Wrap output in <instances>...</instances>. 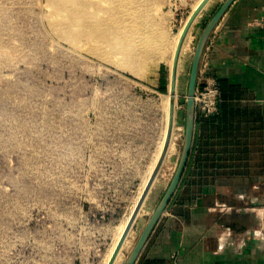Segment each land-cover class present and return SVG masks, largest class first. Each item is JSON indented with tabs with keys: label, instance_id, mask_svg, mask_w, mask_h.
Returning a JSON list of instances; mask_svg holds the SVG:
<instances>
[{
	"label": "rangeland",
	"instance_id": "374dc122",
	"mask_svg": "<svg viewBox=\"0 0 264 264\" xmlns=\"http://www.w3.org/2000/svg\"><path fill=\"white\" fill-rule=\"evenodd\" d=\"M95 1L86 28L52 0H0V264H104L164 155L125 264L180 165L194 56L227 0ZM262 175V209L236 195L223 219L254 224L264 249Z\"/></svg>",
	"mask_w": 264,
	"mask_h": 264
},
{
	"label": "crops",
	"instance_id": "0c3cea01",
	"mask_svg": "<svg viewBox=\"0 0 264 264\" xmlns=\"http://www.w3.org/2000/svg\"><path fill=\"white\" fill-rule=\"evenodd\" d=\"M200 61L197 86L215 81L221 102L208 117L196 114L182 179L136 264H264L255 225L223 219L236 195L262 209L264 0H234Z\"/></svg>",
	"mask_w": 264,
	"mask_h": 264
},
{
	"label": "water",
	"instance_id": "95a60500",
	"mask_svg": "<svg viewBox=\"0 0 264 264\" xmlns=\"http://www.w3.org/2000/svg\"><path fill=\"white\" fill-rule=\"evenodd\" d=\"M234 0H227L222 7L219 9V11L216 13V15L211 19V21L209 22V24L206 26V28L204 29L201 38L199 39V43L197 46V50L194 56V60H193V68H192V73H191V77H190V87H189V93H190V99H189V103H188V110H187V132H186V140H185V147H184V151H183V155L181 158V162L180 165L178 167V170L176 172V175L174 177V180L172 182V185L170 186V188L168 189L167 193L165 194L164 198L162 199L160 205L158 206L155 214L153 215V217L151 218L150 222L148 223L136 249L134 250V252L132 253L131 257L129 258V260L125 263V264H136V261L138 259V256L143 248V246L145 245L150 232L152 231L155 223L157 222L158 218L160 217V215L162 214V212L164 211V209L166 208V206L169 204L171 198L173 197L174 193L176 192L180 181L182 179V175L184 173L185 167L187 165L188 162V158H189V154H190V149L192 147V142H193V133H194V124H195V111H196V107H195V102H194V95L196 92V86H197V77H198V69H199V64H200V60H201V56H202V52L204 49V46L207 42V39L210 35V33L212 32L213 28L215 27L216 23L218 22V20L220 19V17L223 15V13L227 10V8L230 6V4L233 2ZM207 2V0H205V2L203 3V5ZM179 51L177 52V57H178ZM173 89L175 87V77L173 79ZM193 96V98H192ZM164 159V155H162L161 159L159 160L158 164L156 165V167L154 168L149 181L143 191V194L141 195L129 221L128 224L113 252V255L109 261L108 264H114L118 255L120 254V251L126 241V238L130 232V230L132 229L135 220L138 217V214L154 184V181L156 179V176L158 174L160 165L162 164Z\"/></svg>",
	"mask_w": 264,
	"mask_h": 264
},
{
	"label": "bare ground",
	"instance_id": "6f19581e",
	"mask_svg": "<svg viewBox=\"0 0 264 264\" xmlns=\"http://www.w3.org/2000/svg\"><path fill=\"white\" fill-rule=\"evenodd\" d=\"M115 2L117 1V0H114ZM52 3H53V5H54V7H55V9H56V11H64V10H69L68 12H69V16H70V18L72 19V22H74V23H76L77 25H81V26H83V27H86V28H88V27H94V28H97L98 26H99V22L97 23V21H98V19L97 18H95L94 17V15L91 13L92 11H91V9L92 8H90V7H92V6H94L95 4H96V1L95 0H52ZM199 3V2H198ZM116 5V4H115ZM113 10H115L116 11V7L114 6L113 7ZM85 31H87L86 29H85ZM90 31L91 32H95L94 31V29H90ZM181 32H182V30H181ZM142 43H144V45H145V47H146V50H147V52H161V50H162V47H163V45L161 44V45H151L150 44V38H147L146 39V41H141ZM176 47V46H175ZM176 49V48H175ZM145 56H146V54H145ZM144 56V57H145ZM155 56V55H154ZM156 57V56H155ZM171 59H173V58H171ZM173 61V60H172ZM172 63V62H171ZM169 97V96H168ZM192 98H193V96H192ZM168 99H170V98H168ZM168 104H169V102H167ZM168 108V107H167ZM170 109V108H169ZM169 109H167L168 111H169ZM167 113H169V112H167ZM168 121V120H167ZM167 123V122H166ZM167 134V133H166ZM164 136V135H163ZM165 138V137H164ZM166 139V138H165ZM164 139V140H165ZM163 144L164 143H162L161 145L163 146ZM161 147V146H160ZM169 148H171V147H169ZM159 150H161V149H159ZM160 153H161V151H160ZM157 155H159V154H157ZM157 158V157H156ZM155 158V159H156ZM159 158V157H158ZM155 163H156V161H155ZM153 164V163H152ZM153 166H155V165H153ZM153 166H151V167H153ZM151 167H149L150 168V174H149V176H148V178H146L145 180H146V182H145V184L143 185V187H142V189H141V191L138 193L139 195H138V197H137V200L135 201V203H134V205H133V208H132V210H131V212L128 214V216L126 217V219L123 221V223H122V225H121V228H119V230H118V236H117V238H116V240L114 241V243L113 244H111L112 246L110 247V249H109V251H108V253H107V255H106V259H105V262H103L104 264H107L108 263V261H109V259H110V257H111V255H112V253H113V251H114V249H115V247H116V245H117V243H118V241H119V239H120V236H121V234H122V232H123V230H124V228H125V226H126V224L128 223V221H129V219H130V217H131V215H132V213H133V211H134V209H135V207H136V204H137V202H138V200H139V198H140V196H141V194H142V192H143V190H144V188H145V186L147 185V183H148V180H149V177L151 176V174H152V172H153V170H154V167L151 169ZM149 172V171H148ZM147 224V223H146ZM124 247V246H123ZM120 256V255H119ZM118 256V257H119ZM118 259V258H117ZM122 261V260H121ZM116 262H117V260H116ZM115 262V263H116Z\"/></svg>",
	"mask_w": 264,
	"mask_h": 264
},
{
	"label": "built area",
	"instance_id": "2783aa9c",
	"mask_svg": "<svg viewBox=\"0 0 264 264\" xmlns=\"http://www.w3.org/2000/svg\"><path fill=\"white\" fill-rule=\"evenodd\" d=\"M196 111L203 117L217 112L221 102L220 88L215 81L207 83L196 90L194 95Z\"/></svg>",
	"mask_w": 264,
	"mask_h": 264
}]
</instances>
